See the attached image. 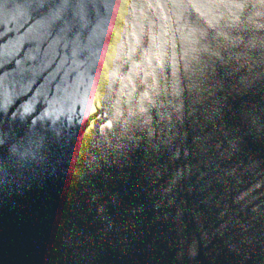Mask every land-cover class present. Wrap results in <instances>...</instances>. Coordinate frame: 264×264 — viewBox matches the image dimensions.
<instances>
[{
  "label": "water",
  "instance_id": "1",
  "mask_svg": "<svg viewBox=\"0 0 264 264\" xmlns=\"http://www.w3.org/2000/svg\"><path fill=\"white\" fill-rule=\"evenodd\" d=\"M0 264H264V0H0Z\"/></svg>",
  "mask_w": 264,
  "mask_h": 264
}]
</instances>
